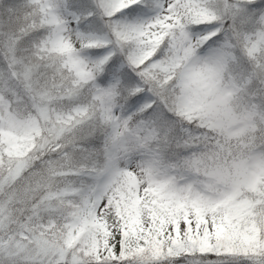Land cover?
I'll return each instance as SVG.
<instances>
[{
  "label": "snow or ice",
  "instance_id": "snow-or-ice-1",
  "mask_svg": "<svg viewBox=\"0 0 264 264\" xmlns=\"http://www.w3.org/2000/svg\"><path fill=\"white\" fill-rule=\"evenodd\" d=\"M0 264H264V0H0Z\"/></svg>",
  "mask_w": 264,
  "mask_h": 264
}]
</instances>
